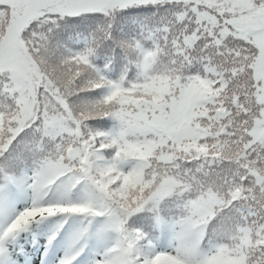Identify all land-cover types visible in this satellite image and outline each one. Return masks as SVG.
<instances>
[{"label":"snow or ice","instance_id":"snow-or-ice-1","mask_svg":"<svg viewBox=\"0 0 264 264\" xmlns=\"http://www.w3.org/2000/svg\"><path fill=\"white\" fill-rule=\"evenodd\" d=\"M0 264H264V0H0Z\"/></svg>","mask_w":264,"mask_h":264}]
</instances>
